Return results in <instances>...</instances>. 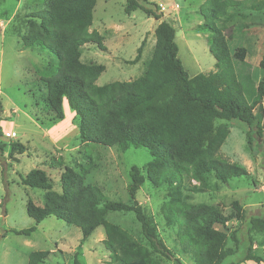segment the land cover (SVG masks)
<instances>
[{"label":"trees","instance_id":"trees-1","mask_svg":"<svg viewBox=\"0 0 264 264\" xmlns=\"http://www.w3.org/2000/svg\"><path fill=\"white\" fill-rule=\"evenodd\" d=\"M27 4L32 10L25 15L22 29H15L24 31L20 36L24 47L45 50L57 58L53 74L40 79L46 90L44 106L54 119L62 120L66 102L78 118L83 163L64 169L58 192L39 169L22 178L23 186L44 194L41 206L31 201L26 204V214L34 225L13 232L29 236L39 223L54 217L78 228L82 242L102 228L101 244L109 251L112 263L160 264L154 257L157 254L182 264L158 238L156 226L136 200L137 191L147 180L155 188H166L161 217L165 227L175 231L178 251L189 255L193 264H223L241 253V261L263 263L264 258L253 250L257 246L264 252V216H251L240 236L227 227L232 220H245L237 202L231 204L233 211L224 215L218 207L190 203L186 194L217 189V184L227 185L232 179L248 176L245 169L219 156L229 134L226 123L231 120L247 126L248 144L257 141L264 156V110L254 113L264 103V54L256 77L246 61L247 48L231 50V36L218 25L234 15L241 17L243 2L206 0L201 5L198 13L202 27L210 33L209 52L215 59V71L189 77L178 58L173 25L161 20L159 7L146 0H127L125 15L140 10L159 21L153 31L154 44L136 79L101 87L96 82L105 68L84 64L80 51L85 45L104 49L103 37L90 31L96 0H29ZM37 6L42 8L35 10ZM262 7L264 1L249 5L252 11ZM145 43L143 39L135 58L127 64L139 62ZM95 145L122 153L129 148L148 152L151 160L142 169L132 166L129 170L128 202L111 200L99 186L86 183L96 167L88 151ZM24 150L19 144L11 145V152L18 155ZM112 213L133 214L142 241L109 223L106 218ZM49 253L31 252L26 264H44ZM73 264H79L75 257Z\"/></svg>","mask_w":264,"mask_h":264},{"label":"rangeland","instance_id":"rangeland-1","mask_svg":"<svg viewBox=\"0 0 264 264\" xmlns=\"http://www.w3.org/2000/svg\"><path fill=\"white\" fill-rule=\"evenodd\" d=\"M126 1L96 0L90 31L103 37L104 49L85 45L80 50L84 64L105 68L96 82L99 87L136 79L154 44L153 31L159 21L140 10L125 15ZM146 1L159 7L162 21L173 25L178 58L188 76L213 73L215 59L209 52L210 33L202 27L203 19L198 13L206 0ZM237 1L245 6V10L240 9L241 17L234 15L218 25L231 36V50L237 46L247 48L246 61L259 77L258 64L264 54V7L252 11L249 5L264 0ZM28 2L0 0V264H26L28 255L36 251L50 252L44 264H73L74 257L79 264H120L110 262V253L101 244L104 239L102 228L82 242L78 228L49 217L29 236L13 232L34 225L26 214V204L31 201L41 206L43 200L44 192L23 186L22 178L31 170L39 169L58 192L64 169L83 163L79 154L78 118L66 102L63 103L62 120L54 119L44 106L46 90L40 79L53 74L57 58L45 50L24 47L20 39L24 31L15 29H22L25 15L32 10ZM40 8L42 6H37L35 10ZM143 39L146 43L139 62L127 64L135 58ZM263 110L264 103L257 106L254 113L261 114ZM226 125L229 134L219 156L245 169L248 176L232 179L227 185L217 184V189L186 194L190 203L218 207L224 215H229L233 211L231 204L237 202L245 213V220H232L227 227L230 232L237 230L242 236L251 216H264V156L257 141L248 144L245 124L231 120ZM15 143L25 148L21 155L11 152V145ZM88 151H91L96 167L87 176L86 183L99 186L111 200L128 202L129 170L132 166L142 169L151 160L148 152L129 148L122 153L116 148L96 145ZM165 194V187L155 188L145 180L136 193V200L144 215L156 226L158 238L182 264H193L189 255L178 251L175 231L164 225L160 207ZM106 219L142 241L140 225L133 214L112 213ZM244 248L245 245L242 252ZM253 252L264 258L262 248L254 246ZM238 255L226 259L223 264H255L241 261L242 253ZM154 257L160 264H174L157 254Z\"/></svg>","mask_w":264,"mask_h":264},{"label":"built area","instance_id":"built-area-1","mask_svg":"<svg viewBox=\"0 0 264 264\" xmlns=\"http://www.w3.org/2000/svg\"><path fill=\"white\" fill-rule=\"evenodd\" d=\"M160 8L163 10V8L160 6ZM7 136H9V135H7Z\"/></svg>","mask_w":264,"mask_h":264}]
</instances>
